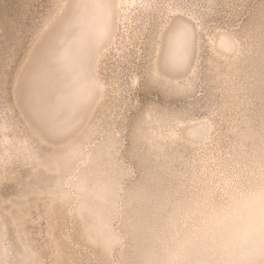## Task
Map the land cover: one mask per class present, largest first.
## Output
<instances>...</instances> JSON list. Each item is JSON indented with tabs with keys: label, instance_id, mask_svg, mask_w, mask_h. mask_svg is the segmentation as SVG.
I'll list each match as a JSON object with an SVG mask.
<instances>
[{
	"label": "bare ground",
	"instance_id": "6f19581e",
	"mask_svg": "<svg viewBox=\"0 0 264 264\" xmlns=\"http://www.w3.org/2000/svg\"><path fill=\"white\" fill-rule=\"evenodd\" d=\"M14 4L0 12V264H45L38 201L56 264L76 263L75 244L94 264H264V0ZM133 89L159 98L123 100L113 130ZM121 131L142 160L133 192Z\"/></svg>",
	"mask_w": 264,
	"mask_h": 264
},
{
	"label": "rangeland",
	"instance_id": "374dc122",
	"mask_svg": "<svg viewBox=\"0 0 264 264\" xmlns=\"http://www.w3.org/2000/svg\"><path fill=\"white\" fill-rule=\"evenodd\" d=\"M15 6L14 4V0H0V12L1 10H5L8 12H11V9ZM7 12V13H8ZM132 44H128V47H131ZM126 77H124V81H125ZM197 86V87H196ZM195 86V92L196 94H199L202 90V86L200 84ZM200 90H199V89ZM192 92V93H193ZM159 98V94L157 90L154 89H133L132 91L128 92V91H124L122 94V97H120L119 101L117 102L116 105H118V107H122V101L126 100L127 103H131L133 106H135L136 104H139L140 106L143 105L144 102H146L149 99H155L157 100ZM130 99H132V101H130ZM124 108L122 107V111H120V113H118V115H110V127L113 130H116V127L119 126V123L117 124V122L121 119L122 115L124 114ZM133 110H127L126 111V115L132 113ZM203 116V114L198 115L197 117ZM115 120V122L113 121ZM215 130V126L211 129V132L213 133V131ZM126 131H121V135H120V139H119V143L120 145H123L122 147V163L129 166V165H133V169H135V172L132 173V177L130 178V181L128 182V187H127V191L128 192H133V190L137 189L139 185H141V183L139 184V182L141 181V179H139V177L142 175V173H139V169H140V165L142 163V160H137V158L134 157H128V155H130V153H133V147L132 144L133 142H131L130 140H126V137L123 136L122 134H125ZM212 133L208 134V137L206 138V142L204 144L201 145H190L191 147H196V148H206L207 146H211L210 142H211V137H212ZM95 135H98V137H96V141L102 136V133H97ZM138 141V139H137ZM185 142V141H184ZM158 151V150H156ZM206 151H208V149H206ZM179 155V154H178ZM126 157H128V159H132V161H128V159H126ZM187 169L184 168L183 172H186ZM189 172V171H188ZM30 199H36V197L34 195H30L29 196ZM17 201L19 200L16 199ZM43 203V201H42ZM42 203H40V201H38V203H30V212H31V219L32 220H37L36 223H30L29 226L32 228V232H33V238L35 239V244L40 248L41 250V255L43 257L44 263L45 264H56L55 262V258L50 250V241L48 239V237L46 235H44V226H45V221L42 219H47V215H46V209H44V206L42 205ZM38 217H42V219H40L38 221ZM47 223V221H46ZM68 226L70 227V230L72 232L71 229V224L68 223ZM40 227H42V231H38L40 229ZM82 249H86L85 247L80 246L79 244H75L73 245L72 248L68 249L67 251L70 254L74 255V259H76V263L75 264H94V262L92 260L87 259V254H84V251H82Z\"/></svg>",
	"mask_w": 264,
	"mask_h": 264
}]
</instances>
